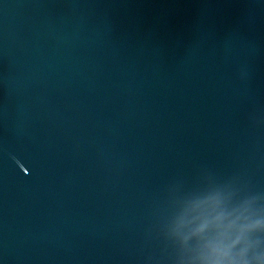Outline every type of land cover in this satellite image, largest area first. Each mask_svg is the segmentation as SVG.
I'll use <instances>...</instances> for the list:
<instances>
[{"label": "water", "instance_id": "1", "mask_svg": "<svg viewBox=\"0 0 264 264\" xmlns=\"http://www.w3.org/2000/svg\"><path fill=\"white\" fill-rule=\"evenodd\" d=\"M205 174L264 193V0H0V264H168Z\"/></svg>", "mask_w": 264, "mask_h": 264}, {"label": "clouds", "instance_id": "2", "mask_svg": "<svg viewBox=\"0 0 264 264\" xmlns=\"http://www.w3.org/2000/svg\"><path fill=\"white\" fill-rule=\"evenodd\" d=\"M155 231L168 264H264V193L210 174L169 187Z\"/></svg>", "mask_w": 264, "mask_h": 264}]
</instances>
